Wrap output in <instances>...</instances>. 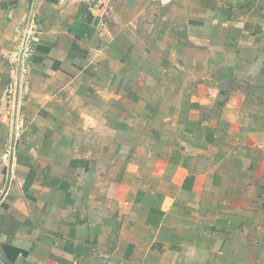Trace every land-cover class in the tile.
Wrapping results in <instances>:
<instances>
[{
    "label": "crops",
    "instance_id": "obj_1",
    "mask_svg": "<svg viewBox=\"0 0 264 264\" xmlns=\"http://www.w3.org/2000/svg\"><path fill=\"white\" fill-rule=\"evenodd\" d=\"M75 263L264 264V0H0V264Z\"/></svg>",
    "mask_w": 264,
    "mask_h": 264
},
{
    "label": "water",
    "instance_id": "obj_2",
    "mask_svg": "<svg viewBox=\"0 0 264 264\" xmlns=\"http://www.w3.org/2000/svg\"><path fill=\"white\" fill-rule=\"evenodd\" d=\"M35 5H36V2H35L34 6H33V9H32V13H31V17H30V23L33 20V14H34V10H35ZM26 43H27V39L24 42V45H23V48H22V51H21V56H20V67H19V74H18V87H17V96H16V107L18 106V100H19V89H20L19 86H20V80H21L22 60H23V54H24ZM15 130H16V114H15L14 123H13V139H12L13 148H14Z\"/></svg>",
    "mask_w": 264,
    "mask_h": 264
},
{
    "label": "built area",
    "instance_id": "obj_3",
    "mask_svg": "<svg viewBox=\"0 0 264 264\" xmlns=\"http://www.w3.org/2000/svg\"><path fill=\"white\" fill-rule=\"evenodd\" d=\"M75 264H79V263H75Z\"/></svg>",
    "mask_w": 264,
    "mask_h": 264
}]
</instances>
